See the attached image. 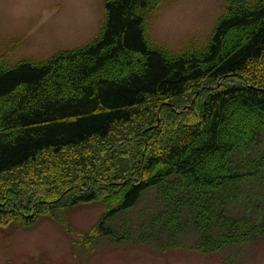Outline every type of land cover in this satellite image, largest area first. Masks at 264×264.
Instances as JSON below:
<instances>
[{"label": "trees", "instance_id": "16d2710c", "mask_svg": "<svg viewBox=\"0 0 264 264\" xmlns=\"http://www.w3.org/2000/svg\"><path fill=\"white\" fill-rule=\"evenodd\" d=\"M256 1L226 0L227 10L207 48L170 57L148 43L144 12L150 0H109L100 35L88 45L47 63L0 64V176L36 162L45 152L58 156L93 140L106 141L118 126L132 123L161 100L169 112L179 108L178 117L185 120L184 131L168 146L142 153L108 187L86 165L67 166L64 178L70 171L72 185L63 182L66 191L44 206L53 211L63 201L80 205L101 198L109 208L107 220L156 189L166 228L178 231L186 222L200 234L204 251L264 238V193L259 207L250 198L251 186L264 185V153L254 156L264 142V85L223 83L243 78L264 56V0ZM203 82L215 85L186 120L188 109L178 103ZM147 130L157 133L155 126ZM233 205L247 214H233ZM1 206L0 220L26 225L44 210L21 214ZM99 233L116 237L104 222Z\"/></svg>", "mask_w": 264, "mask_h": 264}, {"label": "rangeland", "instance_id": "374dc122", "mask_svg": "<svg viewBox=\"0 0 264 264\" xmlns=\"http://www.w3.org/2000/svg\"><path fill=\"white\" fill-rule=\"evenodd\" d=\"M108 1L0 0V64L47 63L59 53L88 45L100 35ZM226 10V0H150L144 12L148 43L170 57L203 51ZM242 77L222 82L264 85V56ZM214 85L203 82L192 86L189 96L179 101L188 109L186 120L188 114L193 117L199 111L204 95ZM161 103L155 101L132 123L118 126L106 141L93 140L58 156L45 152L36 162L0 176V207L12 206L21 214L44 208L32 225L11 218L0 220V264H264V238L204 251L198 245L200 234L185 220L186 226L181 225L184 227L178 231L167 229L163 198L156 189L147 191L131 210L107 220L109 208L101 198L80 205L63 201L53 211L44 206V201L57 198L67 183L72 185L70 171L64 178L67 166L86 165L94 178L108 187L128 166L138 163L142 153L153 148L159 152L162 144L168 146L184 131L185 120L178 117L179 108L169 112ZM149 126H155L154 136L148 132ZM260 153H264V142L254 156ZM118 163L124 167L117 168ZM251 187V204L259 207L264 185ZM232 213L247 214L246 209L234 205ZM102 222L116 237L101 236Z\"/></svg>", "mask_w": 264, "mask_h": 264}]
</instances>
